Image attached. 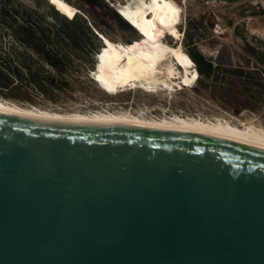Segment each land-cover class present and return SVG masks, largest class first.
Listing matches in <instances>:
<instances>
[{
	"label": "water",
	"instance_id": "95a60500",
	"mask_svg": "<svg viewBox=\"0 0 264 264\" xmlns=\"http://www.w3.org/2000/svg\"><path fill=\"white\" fill-rule=\"evenodd\" d=\"M0 264H264V146L0 110Z\"/></svg>",
	"mask_w": 264,
	"mask_h": 264
},
{
	"label": "trees",
	"instance_id": "16d2710c",
	"mask_svg": "<svg viewBox=\"0 0 264 264\" xmlns=\"http://www.w3.org/2000/svg\"><path fill=\"white\" fill-rule=\"evenodd\" d=\"M118 33L121 42L142 38L109 0H0V98L56 111L93 105L102 92L91 72L106 51L104 37L119 42ZM242 39L241 52L222 47L213 56L185 36L198 77L178 93L236 115L264 114V42Z\"/></svg>",
	"mask_w": 264,
	"mask_h": 264
},
{
	"label": "bare ground",
	"instance_id": "6f19581e",
	"mask_svg": "<svg viewBox=\"0 0 264 264\" xmlns=\"http://www.w3.org/2000/svg\"><path fill=\"white\" fill-rule=\"evenodd\" d=\"M51 1L57 3L58 0ZM115 6L120 10L122 17L145 37V41L144 45L135 42L124 46L104 37L106 51L101 56L94 78L106 91L113 94L123 91L128 86L134 89L141 85L154 89L161 83L170 90H175L176 87L189 86L195 81L198 71L184 46L180 43L172 45L159 37L160 30L176 25L181 20L182 5L177 0H127V2L115 3ZM165 62L166 71H163L160 65L166 64ZM179 66L182 69V77L177 81L173 76ZM158 72L163 75L160 76ZM0 110L60 119L123 120L182 127L217 132L264 146V125L257 124L253 120H242L239 124L219 116L213 119L179 114L156 117L108 109L87 112L55 111L37 106H24L1 98Z\"/></svg>",
	"mask_w": 264,
	"mask_h": 264
},
{
	"label": "rangeland",
	"instance_id": "374dc122",
	"mask_svg": "<svg viewBox=\"0 0 264 264\" xmlns=\"http://www.w3.org/2000/svg\"><path fill=\"white\" fill-rule=\"evenodd\" d=\"M109 1L113 2L114 5L115 3L127 2V0ZM185 36L188 40L191 38L199 39L201 50L209 55L216 56L218 50L222 47L228 52H241V45L244 42L243 37L248 38L250 41L258 37L264 42V12L256 10L250 4L248 7L235 9L231 13L220 14L218 19L212 15L203 14L197 9L188 8L182 14L178 24L165 27L159 32L160 39L172 45L180 43L184 46ZM116 38L119 41L117 43H122L124 46L135 42H140L144 45L145 41L143 35L142 38L139 37V39L132 40L130 43L121 42V33H118ZM130 38V35L126 36L127 40H130ZM166 65L167 63L160 65V69L166 71ZM176 71L177 73L173 77L178 81L182 77L180 66ZM158 73L160 76L163 75L160 72ZM97 87L102 93L98 92L99 97L96 98L97 100L93 105H81L79 106L80 108H77L79 110L75 111L87 112L108 109L120 112L131 111L136 115L156 117L179 114L211 119L219 116L234 123H241L242 120H253L257 124L264 125L263 113L244 111L242 114L236 115L214 108L212 105L207 107L203 104L198 105L196 97L191 91L178 93L179 87L175 86V90H170L163 83L149 90L145 89L147 88L146 85H141L134 89L128 86L123 91L113 94L106 91L101 84L97 85ZM103 92L110 94L105 97Z\"/></svg>",
	"mask_w": 264,
	"mask_h": 264
},
{
	"label": "built area",
	"instance_id": "2783aa9c",
	"mask_svg": "<svg viewBox=\"0 0 264 264\" xmlns=\"http://www.w3.org/2000/svg\"><path fill=\"white\" fill-rule=\"evenodd\" d=\"M182 5V14L188 9L212 15L219 19L220 14L231 13L235 9L251 4L256 10L264 12V0H178Z\"/></svg>",
	"mask_w": 264,
	"mask_h": 264
},
{
	"label": "crops",
	"instance_id": "0c3cea01",
	"mask_svg": "<svg viewBox=\"0 0 264 264\" xmlns=\"http://www.w3.org/2000/svg\"><path fill=\"white\" fill-rule=\"evenodd\" d=\"M250 4H246V5H244V6H242V7H248Z\"/></svg>",
	"mask_w": 264,
	"mask_h": 264
}]
</instances>
